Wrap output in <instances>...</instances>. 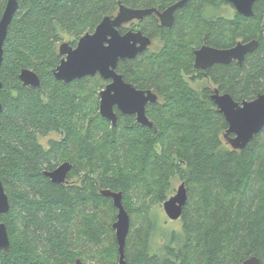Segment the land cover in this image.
<instances>
[{
  "label": "trees",
  "instance_id": "1",
  "mask_svg": "<svg viewBox=\"0 0 264 264\" xmlns=\"http://www.w3.org/2000/svg\"><path fill=\"white\" fill-rule=\"evenodd\" d=\"M18 1L0 66V177L10 202L0 215L10 238L0 264H75L77 258L119 264L112 227L118 210L101 190L122 191L130 214L131 196L165 201L175 176L188 191L182 231H164L167 240L155 249L158 227L145 201L127 236L126 264H241L251 256L264 264V129L241 150L225 145L228 122L210 90L200 95L181 76L192 72V49L205 36L215 47L257 39L242 65L214 64L209 75L238 101L264 93V0L255 2L252 17L206 15L208 7L228 0H190L170 28L155 16L145 19L142 31L165 35L167 45L159 54L144 51L120 60L117 71L164 96L161 104L147 106L155 128L119 110L116 125L103 117L96 86L107 80L101 75L65 83L53 73L63 34L76 45L104 16L115 14L119 0ZM175 1L124 0L161 8ZM7 2L0 0V19ZM25 68L37 73L40 86L22 83ZM50 134L57 138L45 144ZM65 161L72 164L67 182H53L45 171Z\"/></svg>",
  "mask_w": 264,
  "mask_h": 264
},
{
  "label": "water",
  "instance_id": "2",
  "mask_svg": "<svg viewBox=\"0 0 264 264\" xmlns=\"http://www.w3.org/2000/svg\"><path fill=\"white\" fill-rule=\"evenodd\" d=\"M189 0H179L169 6L165 11L159 12L155 8H132L120 4L119 12L115 16H104L93 32H87L79 39L76 46L63 41L59 46L63 56L60 63L53 70L56 79L65 83L85 76L100 74L104 79L111 80L99 92V111L101 115L116 125L118 121L115 107L123 114H136L137 122L142 126L154 127V123L147 116L146 104L155 102L157 95L150 89H137L133 84L124 80L123 75L117 72L120 60L136 57L151 44V38L144 35L141 30H129L122 34L119 27L134 19H142L146 15L156 12L163 25L171 27L174 23V12L184 7ZM236 11L246 17L254 16V4L257 0H228ZM19 8L18 0H8L6 8L0 19V66L3 62L4 43L8 28ZM259 45L257 39L248 42L238 41L228 48H216L203 45L196 51L195 67L208 68L215 63L229 64L237 60L241 64L248 53H252ZM20 79L26 86H40V78L33 70L22 69ZM3 82L0 79V90ZM218 110L228 122L224 132L226 142L236 150H241L251 142L255 136L264 129V93H259L251 100H236L230 93H220L215 89L211 96ZM3 105L0 101V112ZM72 164L65 161L57 168L45 171V174L55 183H65ZM101 194L111 197L117 208L116 219L112 227L115 230L119 245V264H126L125 244L131 228V217L123 203L122 191L102 189ZM188 200L187 188L184 182L178 187L176 194L163 203L165 212L170 219L182 216L184 206ZM10 202L0 177V215L9 211ZM10 249V238L7 226L0 221V250L5 253ZM75 264H85L77 258ZM241 264H261L257 256L245 259Z\"/></svg>",
  "mask_w": 264,
  "mask_h": 264
},
{
  "label": "rangeland",
  "instance_id": "3",
  "mask_svg": "<svg viewBox=\"0 0 264 264\" xmlns=\"http://www.w3.org/2000/svg\"><path fill=\"white\" fill-rule=\"evenodd\" d=\"M208 12L206 13V15H213V16H224L226 18L229 19H233L236 16V9L235 7L230 4V3H226V4H219L213 7H208L207 8ZM64 38L62 41H69L71 40V36H69L68 34H63ZM61 41V42H62ZM60 42V43H61ZM167 38L165 35H160V37L154 39V41L152 42L150 49H149V53L152 54H159L162 52L161 49H164L165 46L167 45ZM187 79V78H186ZM189 82V85L191 88H193L198 94L202 95V92L206 89L207 86H211L213 87V82L209 77H195L194 79H187ZM106 84H103L101 86L97 85V95L99 97V101H100V96H99V92L105 87ZM95 87V88H96ZM164 99V96L162 97V100ZM163 102V101H162ZM49 138H57L56 135L50 134L48 137L43 139V142L46 144ZM222 138H223V142L226 145V140L224 138V135L222 133ZM228 146H230L228 144ZM182 180L180 179V177H174L172 179V190L169 194V196H172L174 194H176L178 187L182 184ZM188 193V191H187ZM138 197L135 196H131L130 197V206H132L133 210L132 213H130V217H131V228H133V226L136 225L137 223V216H139L140 214V209L142 208V204L146 201V202H151V214L155 216V220H156V225L158 227V229L156 230V232L153 234L152 237V243H153V247L155 249H158L160 247V245L162 243H164L165 240H167L166 237V233L167 231H176V232H181L183 229V221L182 219H177V220H171L167 213L165 212L164 206H163V201L162 202H152L151 201V197H148L145 201L139 199ZM102 205H106V204H102ZM101 208L103 209L104 207L101 206ZM107 213H109L111 215L112 211L110 209L107 210ZM109 215V216H110ZM107 216V215H105ZM165 231V232H164ZM91 264V263H88Z\"/></svg>",
  "mask_w": 264,
  "mask_h": 264
},
{
  "label": "flooded vegetation",
  "instance_id": "4",
  "mask_svg": "<svg viewBox=\"0 0 264 264\" xmlns=\"http://www.w3.org/2000/svg\"><path fill=\"white\" fill-rule=\"evenodd\" d=\"M177 1H179V0H177ZM177 1H175V2H173V3H171V4H169V5H167L166 7H162L161 8V6H162V4H157V5H155V6H146V5H142V6H139V7H133V6H131V5H129V4H126L125 2H124V0H119L118 1V7H117V10H116V12H115V14L114 15H112V16H115L118 12H119V8H120V4H124V5H126V6H128V7H132V8H143V9H146V8H155L157 11H159V12H163V11H165L169 6H171L172 4H174V3H176ZM190 1V0H189ZM188 1V2H189ZM187 2V3H188ZM229 2V1H228ZM230 3V2H229ZM231 4V3H230ZM187 5V4H186ZM185 5V6H186ZM184 6V7H185ZM184 7H182V8H178L177 10H175V12H174V21H175V17H176V12L179 10V9H183ZM238 13V12H237ZM155 16V18H156V20H157V22H158V24L160 25V26H162V27H167V28H170V27H168V26H165V25H163L162 24V22H161V19H160V17L158 16V14L156 13V12H152L151 14H149V15H146L144 18H142V19H140V20H138V19H134V20H131V21H129V22H127V23H124L123 25H121L120 27H119V30L121 29V27H123V29H125V31L124 32H121V30H120V32L122 33V34H124V33H126L127 31H129V30H134V31H137V30H141L142 31V28H141V25H142V23L145 21V19H147L149 16ZM109 16H111V15H109ZM95 30V29H94ZM143 32V31H142ZM87 33V32H86ZM85 34V33H84ZM83 34V35H84ZM143 34L144 35H146V36H148V37H150L149 35H147V34H145L144 32H143ZM82 35V36H83ZM158 37H160V35H158V36H156V37H150L151 38V44H152V42L154 41V39H156V38H158ZM206 37V36H205ZM205 37H204V39H203V42L201 43V44H199V45H196V46H194L193 47V49H192V51H193V61L191 62V70H192V72L191 73H189V74H187L186 72H184V71H182L181 72V76L183 77V80H185V82H187L188 83V85H189V82H188V80L187 79H194L195 77L197 78V77H201V76H203V77H209L211 80H212V77L209 75V71H210V69H211V67L214 65H212V66H210V67H208V68H206V69H204V68H200V67H195V63H196V51L198 50V49H200L203 45H208V46H211V47H215V46H212V45H210V44H208V42H207V40L205 39ZM81 38V37H80ZM79 38V39H80ZM79 39L77 40V43H78V41H79ZM63 42V41H62ZM61 42V43H62ZM67 42H69L72 46H76L77 45V43H76V45H73L72 43H71V40H69V41H67ZM60 43V44H61ZM60 44H59V46H60ZM151 44H150V46H151ZM150 46L146 49V50H144V51H149V49H150ZM234 46V45H233ZM216 48H228V47H216ZM161 50H163V49H161ZM143 51V52H144ZM60 52V51H59ZM63 57V56H62ZM233 61H235L236 63H238V61L237 60H233ZM232 61V62H233ZM215 64H223V63H215ZM243 64V62L241 63V64H239L238 63V65H242ZM118 72V71H117ZM100 75V74H99ZM123 78H124V76H123ZM187 78V79H186ZM105 80H107V79H105ZM124 80L126 81V82H128V83H131V84H133L137 89H142V90H147V89H150V90H152L153 92H155V94L157 95V100L155 101V102H148L147 104H146V110H147V106H148V104H155V103H157V104H161L162 103V95H161V93L157 90V89H154V88H139L135 83H133L132 81H129V80H126L125 78H124ZM111 80H107V83H109ZM212 82H213V80H212ZM107 83H106V85H107ZM105 85V86H106ZM190 86V85H189ZM213 87H211V86H207L206 87V89H209L210 90V98H211V96H212V94L214 93V91H215V89H219V92L220 93H225V92H223V91H221L220 90V88H219V86L217 85V84H215L214 82H213V85H212ZM105 88V87H104ZM213 101V100H212ZM214 102V101H213ZM215 103V102H214ZM216 105V104H215ZM217 106V105H216ZM218 108V107H217ZM115 110H118V108L117 107H115ZM120 111V110H119ZM147 113V112H146ZM133 115H135V118H136V114H133ZM148 116V115H147ZM149 117V116H148ZM150 118V117H149ZM150 120H152L151 118H150ZM137 121V120H136ZM153 121V120H152ZM154 123V122H153ZM153 128H155V124H154V127ZM59 166V165H58ZM57 166V167H58ZM56 167V168H57ZM67 182V180L65 181V183ZM64 184V183H63ZM171 196H169V198H170ZM163 203H164V201H163ZM182 217V216H181ZM180 217V218H181ZM180 218H178V219H180ZM171 220H173V219H171ZM175 220H177V219H175ZM130 230H131V228H130Z\"/></svg>",
  "mask_w": 264,
  "mask_h": 264
}]
</instances>
